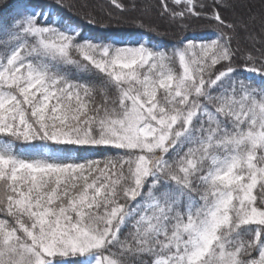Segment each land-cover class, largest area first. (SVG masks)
<instances>
[{
  "label": "snow or ice",
  "instance_id": "snow-or-ice-1",
  "mask_svg": "<svg viewBox=\"0 0 264 264\" xmlns=\"http://www.w3.org/2000/svg\"><path fill=\"white\" fill-rule=\"evenodd\" d=\"M260 2L160 0L216 28L171 51L0 19V264H264Z\"/></svg>",
  "mask_w": 264,
  "mask_h": 264
},
{
  "label": "trees",
  "instance_id": "trees-1",
  "mask_svg": "<svg viewBox=\"0 0 264 264\" xmlns=\"http://www.w3.org/2000/svg\"><path fill=\"white\" fill-rule=\"evenodd\" d=\"M135 1L129 0L131 5L128 7L123 0H118L124 6L120 9L111 0H39L61 13L66 20L77 24L84 36L97 38L101 43H111L114 38H145L147 45L160 46L171 51L186 35H206L216 32L214 22L204 19H190L187 28L170 23L166 15H160V0H141L143 4L140 12L128 13L136 7ZM255 1L256 7L260 10V0ZM18 2L19 0H0V19L13 14ZM167 2L170 7H175L172 0ZM204 2L211 4L212 0H204ZM237 12H240L238 7L222 10L224 17L229 20L233 19L230 15ZM241 46H244L243 41ZM93 158L98 157L93 155Z\"/></svg>",
  "mask_w": 264,
  "mask_h": 264
},
{
  "label": "rangeland",
  "instance_id": "rangeland-1",
  "mask_svg": "<svg viewBox=\"0 0 264 264\" xmlns=\"http://www.w3.org/2000/svg\"><path fill=\"white\" fill-rule=\"evenodd\" d=\"M123 1L126 4V6L129 7V5H131L130 2H129V0H123ZM231 2L237 5V7H238V9H239L240 12L242 11V9L239 7V5L242 4V3H251L252 6H253L254 11H257V12L259 11L258 7H256L257 5L255 3L256 2L255 0H231ZM135 3H136V7L134 9L128 11V13L130 12V13H133V14H138V12H140L141 6L143 4L142 1L141 0H139V1L136 0ZM145 12L147 13V11H145ZM239 13L237 12L236 14H232V15H230V17L234 18ZM160 19H162L163 21H165L164 18H161L160 17ZM212 34L213 33H209V34H206V36H211ZM112 42H117V44L119 46H133V47L134 46H138V43L137 42H139V44H143V45H146V43H147V41L145 39H135V38H132L130 40H125V39L124 40L123 39L121 40V39H117L116 38V39H113ZM158 47L161 48L160 46H158Z\"/></svg>",
  "mask_w": 264,
  "mask_h": 264
}]
</instances>
